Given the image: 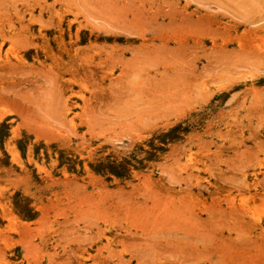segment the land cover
I'll list each match as a JSON object with an SVG mask.
<instances>
[{
  "label": "rangeland",
  "instance_id": "1",
  "mask_svg": "<svg viewBox=\"0 0 264 264\" xmlns=\"http://www.w3.org/2000/svg\"><path fill=\"white\" fill-rule=\"evenodd\" d=\"M0 264H264V0H0Z\"/></svg>",
  "mask_w": 264,
  "mask_h": 264
}]
</instances>
